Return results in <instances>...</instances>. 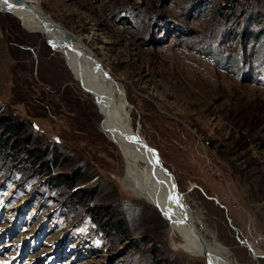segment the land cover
Masks as SVG:
<instances>
[{
  "label": "rangeland",
  "instance_id": "obj_1",
  "mask_svg": "<svg viewBox=\"0 0 264 264\" xmlns=\"http://www.w3.org/2000/svg\"><path fill=\"white\" fill-rule=\"evenodd\" d=\"M39 5L124 85L133 129L202 212L205 236L264 264V0ZM50 43L0 8V249H25L23 264H208L124 187L91 87Z\"/></svg>",
  "mask_w": 264,
  "mask_h": 264
},
{
  "label": "bare ground",
  "instance_id": "obj_2",
  "mask_svg": "<svg viewBox=\"0 0 264 264\" xmlns=\"http://www.w3.org/2000/svg\"><path fill=\"white\" fill-rule=\"evenodd\" d=\"M0 8L21 18L27 30L45 34L48 43L51 41L54 45L50 44L55 49L58 50L60 46L64 56L72 63L78 78L84 85L87 82L91 87L98 107L105 117L106 134L120 147L124 155L126 165V173L122 179L124 187L134 196L157 207L163 217L170 221L172 232L179 235L182 240L181 243L175 241V248L179 247L190 254L202 256L208 264H239L230 256L228 247L215 237L213 231L209 232L211 238L205 236L201 229L202 212L194 213L182 193H180L183 198L181 200L174 194L173 176L170 171L160 165L159 160L156 159L157 155L150 152L143 143L121 132L122 130L136 131L131 125L130 105L126 99L125 87L122 83L115 81L110 73L107 84L103 83L107 71L102 65L99 71L92 70L90 64L94 59L99 60V58L86 45V42L74 33L71 37L70 31L62 27L40 7L39 0H19L18 2L0 0ZM33 10L56 23L58 30H52L51 27L46 29L41 20L32 13ZM65 30L68 34L64 36ZM68 45L81 51V54L76 53ZM85 90L90 92L87 86Z\"/></svg>",
  "mask_w": 264,
  "mask_h": 264
},
{
  "label": "water",
  "instance_id": "obj_3",
  "mask_svg": "<svg viewBox=\"0 0 264 264\" xmlns=\"http://www.w3.org/2000/svg\"><path fill=\"white\" fill-rule=\"evenodd\" d=\"M15 2H18L19 0H14ZM39 20H41V22L43 23V26L46 27H51L52 30H55L57 31L58 30V26L56 23H54L51 19L49 18H45L41 13H39L38 11L36 10H33L32 12ZM47 33V32H46ZM56 33V32H55ZM67 30H65L63 32V35H67ZM70 36L73 37V33L70 32ZM71 49H74V51L78 54H81V51H77L76 48H73L72 46L68 45ZM92 70L94 71H99L100 70V66H101V63L99 62V60L97 59H94L92 61V63L90 64ZM107 75H105V77L103 78V83L106 85L107 84V80H108V77H109V73L106 72ZM121 132H124V135H126L127 137L129 138H134L136 141H138L139 143H143L150 152H152L153 154L155 153L157 155L156 159L159 160V163L160 165L165 169V170H168L170 171V173L172 174L173 176V191H174V194L178 197L179 200L183 199L182 196L180 195V192L178 191V184H177V178L174 174V172L165 165V163L163 162V160H161V157L158 153V150L151 146L146 140L145 138L138 132V131H132V132H128V131H125V130H122Z\"/></svg>",
  "mask_w": 264,
  "mask_h": 264
},
{
  "label": "trees",
  "instance_id": "obj_4",
  "mask_svg": "<svg viewBox=\"0 0 264 264\" xmlns=\"http://www.w3.org/2000/svg\"><path fill=\"white\" fill-rule=\"evenodd\" d=\"M0 118H1V117H0ZM2 119L5 120V119H7V118L3 116ZM9 123H10V125H12V124H11L12 122L9 121ZM13 125H14V123H13ZM1 126H2V125L0 124V127H1ZM2 140H3V142H4V145H6L5 140H4L3 138L0 137V142H1ZM15 154L18 155V152H15ZM17 162H18V161H17ZM17 162H16V163H17ZM15 165H16V164H12V160H11V159L8 160V161L5 160V161L3 162V166L6 167V168L12 167V169H14V166H15ZM50 177L53 178L54 176H50ZM55 179H56V178H55ZM57 179H58V178H57ZM70 182H71V181H70ZM76 189H77V188L73 189L72 191H74V190H76ZM72 193H73V192H72ZM72 193H71V194H72ZM69 197H70V196L66 197V198L63 200V204H64V205H67V201H68V198H69Z\"/></svg>",
  "mask_w": 264,
  "mask_h": 264
}]
</instances>
